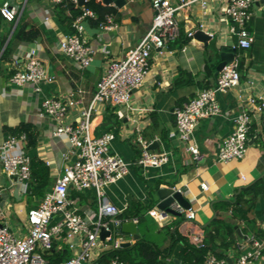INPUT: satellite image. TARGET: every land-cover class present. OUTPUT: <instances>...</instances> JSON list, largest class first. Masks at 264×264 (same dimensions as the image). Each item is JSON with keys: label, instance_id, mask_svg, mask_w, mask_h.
Instances as JSON below:
<instances>
[{"label": "crops", "instance_id": "crops-1", "mask_svg": "<svg viewBox=\"0 0 264 264\" xmlns=\"http://www.w3.org/2000/svg\"><path fill=\"white\" fill-rule=\"evenodd\" d=\"M96 1L109 6L113 12L100 25L85 18L82 34L95 53L88 67L79 68L60 49V41L75 30L72 24L68 26L63 22L54 0H0V7L8 2L18 15L16 21L10 22L0 14V143L9 135H18L13 131L21 124H31L37 132V144L28 149L25 140L20 144V150L31 159L37 157L46 163L53 186L62 174L65 163L70 160L65 158L68 143L65 138L53 134L55 121L41 115L42 101L47 97L81 99L69 115L72 120L80 118L81 110L91 105L97 83L107 64L124 57L146 34L154 17L150 0L127 2L123 7L113 2L107 5L103 0ZM207 2L204 8L196 4L179 13V38L163 48L152 49L146 82L133 91L130 103L116 105L110 101L98 102L92 115L93 135L114 132L116 138L112 142V151L131 163L130 172L106 188L110 201L119 208L125 204L130 206L138 200L147 204L154 201L153 208L158 207L160 202L157 193L159 187L180 190L190 207L196 210L195 220L187 221L183 215L177 214L160 224L148 211L147 216L158 227L177 229L184 237L197 223L209 238L211 222L216 216L214 204L220 200L234 201L242 187L264 175V110L256 112L251 103L252 99L257 103L264 101V1L252 7L253 17L248 27L254 42L248 49L238 47L237 34L232 30L233 22L226 13L228 0ZM78 6L82 10L85 8ZM67 14L70 12L67 11ZM92 18L95 20L97 15ZM102 24L114 27L108 30ZM22 26L37 30V38L34 41L18 39L16 32ZM200 29L212 37L207 46L194 37ZM188 31H194V35L188 37ZM216 43L237 48L235 61L239 65L241 81L238 87L217 94L221 113L200 120L193 140L198 145L201 158L194 162L190 152L177 138L175 111L196 97L202 89L216 83L214 73L219 62ZM33 51L44 63L46 74L52 78L51 81L41 82L39 91L31 83L17 85L11 81L16 72L26 68ZM207 64L212 65V73L208 74ZM244 110L254 114L247 153L241 159L219 161V148L233 132L234 118ZM139 137L157 142L151 150L168 153L169 161L158 168L139 165L138 159L142 153ZM28 182L9 178L2 170L0 156V211L8 216L14 231L20 236L28 233V211L38 206L44 198L29 193ZM202 183H207L208 188L202 189ZM73 197L82 213L92 211L96 214L98 202L95 190L73 192ZM260 201H264V198L258 199L250 213V218L255 220L253 226L245 221H237L236 241H242L250 233L261 232L264 205L259 209ZM230 214L231 211L226 214L228 221H233ZM15 221L19 222L18 226H14ZM135 241L132 234L126 233L125 243L131 246ZM169 242L170 236L166 233L160 245L165 247ZM62 247L69 248L66 243H62ZM109 250L100 245L99 258ZM219 252L223 250L219 249ZM223 253L233 255V259L236 256L232 250ZM71 254L75 253L71 251ZM228 259L231 260V257L228 256ZM175 261L179 263L178 259Z\"/></svg>", "mask_w": 264, "mask_h": 264}, {"label": "built area", "instance_id": "built-area-1", "mask_svg": "<svg viewBox=\"0 0 264 264\" xmlns=\"http://www.w3.org/2000/svg\"><path fill=\"white\" fill-rule=\"evenodd\" d=\"M64 0H54L59 4ZM140 0H127L136 2ZM154 9V17L150 28L141 40L130 48L120 59H113L99 79L96 91L89 107L81 110L80 118L70 119V113L78 106L81 99H62L47 97L42 101V116H48L55 121L53 134L67 140L68 150L65 158L68 160L62 174L57 178L54 186L45 194L40 204L31 208L27 214L28 233L18 235L10 226L8 216L0 211V264H51L49 256L54 247L62 248L66 243L73 254L60 264H125L119 257L112 258L108 263L99 261L98 249H120L126 242V233L122 232V225L126 222L139 224L138 217L121 219L119 215L129 205L119 208L113 204L106 192V188L122 179L130 172L131 163L121 155L112 151V142L116 138L114 132H106L94 136L92 130V115L94 105L110 101L116 105L128 104L132 93L146 82L150 72L151 52L154 48H163L167 43L175 41L181 34L178 15L184 10L200 4L207 6V0H150ZM264 0H228L226 13L233 22V31L238 37V47L248 49L254 42L249 30V23L253 17L252 7ZM79 5V0H73ZM0 14L7 21L17 20V10L6 2L0 7ZM95 14L87 8L77 16L72 27L74 33L65 36L60 41L61 51L73 59L79 68L88 67L94 59V49L83 37L84 20ZM105 29H112L113 25L102 24ZM188 37L194 31H188ZM26 68L16 72L11 81L17 85L31 83L39 91V84L51 81L46 74L44 63L35 56L33 51ZM241 73L238 62L226 65L216 79V83L209 88L202 89L196 97L190 99L175 111L176 135L185 148L192 155V160L198 162L201 153L197 143L193 140V133L201 119L221 113L218 93H226L239 86ZM82 93V90H79ZM256 112H263L264 101L261 103L251 100ZM254 121V114L250 110L241 111L234 118V130L226 137L218 151V160L228 162L232 159L243 158L248 150L250 132ZM26 140V134L9 135L0 143V156L3 172L9 178H16L27 182L31 176V157L20 150V144ZM142 153L138 164L143 168H158L169 161V154L158 153L149 147L151 141L142 137L138 139ZM207 189V183L201 184ZM93 189L97 195L98 209L82 213L76 205L73 192L84 193ZM180 191V190H178ZM181 192V191H180ZM170 209L183 215L187 221L196 219V210L186 208L177 201L170 205ZM148 214L162 224L171 215H177L159 207L148 210ZM187 238L196 247L208 245L206 231L199 224L194 223ZM261 232L250 233L245 239L230 247L228 251L236 252L233 259L230 254L219 257L213 251H208L204 264H264V214L260 222ZM105 228L111 234L104 240L100 232ZM231 257V260L228 259Z\"/></svg>", "mask_w": 264, "mask_h": 264}, {"label": "trees", "instance_id": "trees-1", "mask_svg": "<svg viewBox=\"0 0 264 264\" xmlns=\"http://www.w3.org/2000/svg\"><path fill=\"white\" fill-rule=\"evenodd\" d=\"M84 7L97 15L95 20H93L92 16L87 17L95 25L103 23L106 16L113 12L112 8L96 0H87ZM67 11L70 12L69 15ZM82 12L81 7L75 4L73 0H64L58 4V13L68 26ZM37 36V30H28L25 26L20 27L16 32V37L21 40L34 41ZM206 69L208 74L213 71V67L210 64L206 65ZM13 133L26 134V148L28 149L37 144V132L31 124L23 123ZM52 186L49 167L43 160L34 157L31 163V176L27 191L33 196L42 198ZM259 198H264V175L252 184L242 187L236 194L234 201L220 200L216 202L213 206L216 216L211 222L212 228L209 238H207L208 245L205 247H196L177 229H171L168 226L158 227L157 223L149 219L147 211L155 205L154 201L150 204L141 200L135 201L119 217L121 219L138 217L139 225H142V228L139 229L141 238L136 240L131 246L109 250L99 258V261L108 263L112 258L119 257L125 264H204L208 251H213L219 257H224L226 254L223 252L236 243L237 232L235 225L237 221H245L251 226L255 224V220L250 218V213L253 212ZM229 211H231L230 217L233 221H228L226 214ZM151 228L155 233L169 234V244L161 247L160 243L149 239L147 235ZM219 249L223 250V252H219ZM71 256L69 248L62 247L58 249L56 245L49 259L51 264H60ZM168 259H170L169 262ZM176 259H178L179 263L175 261Z\"/></svg>", "mask_w": 264, "mask_h": 264}, {"label": "water", "instance_id": "water-1", "mask_svg": "<svg viewBox=\"0 0 264 264\" xmlns=\"http://www.w3.org/2000/svg\"><path fill=\"white\" fill-rule=\"evenodd\" d=\"M103 1L107 5L113 2L118 7H123L127 3V0H103ZM86 2H87V0H79V5L84 6L86 4ZM194 37H196L197 39L204 42L206 46L208 45L209 41L212 39L211 35H209L208 33H206L205 31H203L201 29L195 33ZM215 51L219 55V62L216 65V70L214 73L215 78H217L218 75L220 74V72L223 70V68L226 65L233 63L235 61V58L237 55V48L233 47V46H228V45L219 46L216 43V50ZM156 144H157V142L152 143V145H150L149 148L154 149ZM157 193H158V196L160 198V202L158 204V207L160 209H165V210L170 211L172 213L178 214L177 212L170 209V205L175 201H177L178 203H180L181 205H183L186 208L190 207L188 201L183 196V194L180 191L174 190L171 187H159V189L157 190ZM121 230L124 233L132 234L135 240H138L141 238V234H140V230H139L138 225L132 221L124 223L122 225ZM239 233H240V231H239ZM110 234H111V232L109 230H106L105 228H103L102 231L100 232V238L102 240H104ZM129 244L130 243H124L122 245V247L130 246Z\"/></svg>", "mask_w": 264, "mask_h": 264}, {"label": "rangeland", "instance_id": "rangeland-1", "mask_svg": "<svg viewBox=\"0 0 264 264\" xmlns=\"http://www.w3.org/2000/svg\"><path fill=\"white\" fill-rule=\"evenodd\" d=\"M264 205V201H260L259 202V205H258V208L259 209H262V206ZM14 223V226H18L19 225V222L18 221H15V222H13ZM12 223H10V226H11V228L13 229V225H11ZM142 228V225H139V229H141ZM13 231H14V229H13ZM148 238L149 239H151V240H153V241H156V242H158V243H160L161 244V242H162V240H163V238L165 237V234L164 233H155L153 230H152V228L148 231Z\"/></svg>", "mask_w": 264, "mask_h": 264}]
</instances>
